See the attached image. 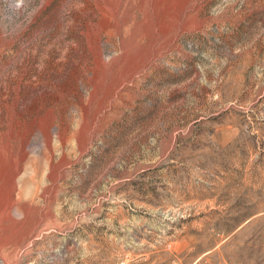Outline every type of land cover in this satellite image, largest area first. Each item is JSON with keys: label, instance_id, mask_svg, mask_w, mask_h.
I'll return each instance as SVG.
<instances>
[{"label": "rangeland", "instance_id": "rangeland-1", "mask_svg": "<svg viewBox=\"0 0 264 264\" xmlns=\"http://www.w3.org/2000/svg\"><path fill=\"white\" fill-rule=\"evenodd\" d=\"M0 264H264V0H0Z\"/></svg>", "mask_w": 264, "mask_h": 264}]
</instances>
